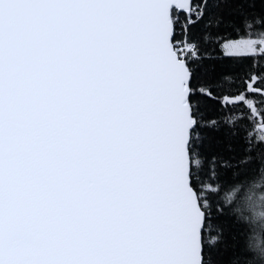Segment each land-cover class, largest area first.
I'll list each match as a JSON object with an SVG mask.
<instances>
[{
    "label": "snow or ice",
    "instance_id": "obj_1",
    "mask_svg": "<svg viewBox=\"0 0 264 264\" xmlns=\"http://www.w3.org/2000/svg\"><path fill=\"white\" fill-rule=\"evenodd\" d=\"M264 0H0V264H264Z\"/></svg>",
    "mask_w": 264,
    "mask_h": 264
},
{
    "label": "trees",
    "instance_id": "obj_2",
    "mask_svg": "<svg viewBox=\"0 0 264 264\" xmlns=\"http://www.w3.org/2000/svg\"><path fill=\"white\" fill-rule=\"evenodd\" d=\"M256 236L261 240V242H264V233H256Z\"/></svg>",
    "mask_w": 264,
    "mask_h": 264
}]
</instances>
